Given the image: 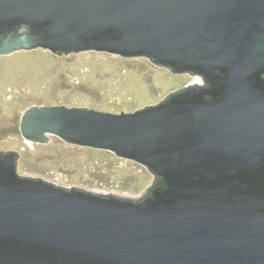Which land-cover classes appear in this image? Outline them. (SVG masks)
Segmentation results:
<instances>
[{
	"label": "water",
	"instance_id": "95a60500",
	"mask_svg": "<svg viewBox=\"0 0 264 264\" xmlns=\"http://www.w3.org/2000/svg\"><path fill=\"white\" fill-rule=\"evenodd\" d=\"M39 47L145 56L203 83L130 112L26 107L25 139L109 149L153 180L65 188L0 150V264H264V0H0V55Z\"/></svg>",
	"mask_w": 264,
	"mask_h": 264
},
{
	"label": "rangeland",
	"instance_id": "374dc122",
	"mask_svg": "<svg viewBox=\"0 0 264 264\" xmlns=\"http://www.w3.org/2000/svg\"><path fill=\"white\" fill-rule=\"evenodd\" d=\"M189 82L203 83L198 74L171 72L145 56L56 54L42 47L1 54L0 150L18 152L20 174L57 186L138 194L153 180L142 163L54 134H48L47 142L27 140L19 130L21 112L34 104L130 112L157 103Z\"/></svg>",
	"mask_w": 264,
	"mask_h": 264
}]
</instances>
